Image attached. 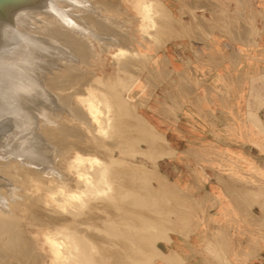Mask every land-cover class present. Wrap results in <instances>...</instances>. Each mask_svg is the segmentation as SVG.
Listing matches in <instances>:
<instances>
[{"label":"rangeland","instance_id":"1","mask_svg":"<svg viewBox=\"0 0 264 264\" xmlns=\"http://www.w3.org/2000/svg\"><path fill=\"white\" fill-rule=\"evenodd\" d=\"M94 1L99 17L91 27L99 31L100 38L92 32L83 34L88 41L77 43L78 52L72 56L79 60L89 56L88 60L77 62L79 71L67 65L72 61L69 58L58 61L62 67L57 64L56 69L46 68L58 79L64 72L60 79L70 83L66 88L63 81L61 89L56 88L61 95L51 101L63 102L61 107L56 104L58 109L51 101L38 102L39 106L50 104L49 108L41 107V114L48 120L39 115L41 110L37 113L39 106L37 111L32 110L33 117L36 113L40 116L34 118L32 131L41 136L43 132L49 139L47 152L37 154L42 158L49 153L45 163L39 162L40 175L27 169L26 159L22 160L24 164L21 159V163L17 159L5 163L16 172L12 198L9 201V194L4 201L8 203L4 210L11 209L8 216L13 217L15 228L11 221L10 225L4 223L5 229L0 226V264H264V249L260 247L264 237L258 236V230L264 227V45L255 48V60L251 54L246 57L239 71L235 65L231 68V63L224 69L216 61L226 50L251 53L252 47H234L226 41H259L260 37L264 41V0H140L152 2L150 19L157 20L146 19L145 27L134 5L137 0ZM33 27L37 28L32 23ZM34 29H30L32 34L39 30ZM59 32L64 30L59 29L53 37ZM37 35L34 37L40 41L48 40H41L43 34ZM83 35H79L81 39ZM60 36L56 37L67 41V35ZM102 39L108 42L104 44ZM75 40L79 39L70 41ZM114 40H121L127 47L126 56L118 54ZM190 41H205V45L193 43L201 54L190 52ZM179 44L188 47L185 72L195 76L196 89L205 94L213 87L227 91L232 105L241 101L252 107L254 102L262 108L261 119L248 113L243 119L245 125L234 120L227 126H211L206 122L210 117L207 106L194 97L185 94L182 101L174 102L171 54ZM45 52L51 53L45 50L32 63L46 61ZM22 72L27 77L32 73L28 69ZM91 75L96 83L95 116L81 100L90 91L78 87ZM42 96L38 100L44 99ZM24 98L22 102L29 105L30 99ZM68 105H81L92 126L73 119ZM230 116L235 119L236 114ZM4 121L1 123L8 126ZM13 121L17 124L13 119L11 125ZM20 129L24 130L5 133L13 132V137L0 133V142L5 143H0V154L16 151L13 145L17 137L30 130L25 125ZM77 154L88 158L78 169L70 164ZM84 167L91 182L86 183L79 175ZM101 169L108 172L104 174L110 183L97 179ZM60 173L73 178L75 187H62L60 183L65 184L67 179H60ZM90 202H95L96 210ZM68 216V224L75 218L77 224L66 227L67 220L63 221L66 217L69 220ZM59 217L65 218L60 222ZM58 222L64 224L63 228ZM6 229H11L9 234ZM13 232L19 239L18 247L21 245L17 255L13 253L14 240L9 243Z\"/></svg>","mask_w":264,"mask_h":264},{"label":"bare ground","instance_id":"2","mask_svg":"<svg viewBox=\"0 0 264 264\" xmlns=\"http://www.w3.org/2000/svg\"><path fill=\"white\" fill-rule=\"evenodd\" d=\"M151 2V1H150ZM119 3V2H118ZM137 10L139 11V13L141 14V17L143 19L142 20V26L145 27V20L149 18V20H152L150 19V10H151V3H149L148 1L146 2H141L140 0L138 1H135L134 2ZM97 2L94 1V0H0V120H1V117H2V114H3V117H2V120L0 121V133H9L10 131H21L20 128H23V126L25 125L27 128H29L30 130H27L28 132H23L22 135H20L19 137H17V141L15 142V144L13 145V147H16V151L13 149L11 150L13 147L10 146L12 145V142L10 144V142L8 144L9 145V148L12 147L10 150L11 152L13 151V153L11 154L10 151L6 150V152H4L3 154H0V185L3 189H0V226L3 225V228H4V223H10L9 221H11L13 219V217L11 218L10 216H8V214H10V210L9 209V213L8 211H5L4 210V206L6 205L7 202H4L5 199H6V196H8L10 194V197L9 198H12L11 197V194L13 193L14 191V185H15V174L16 172L14 173V169L12 170L11 167L12 165H9L11 167H8V165L6 166V164H8L9 162L11 163L12 161H18V159H21L22 160H25L28 164L27 166V169L34 172L36 175L39 174V170L41 169L40 167V164L42 163L41 161H43L45 163V161H47V158H49V153H47L46 155H43L42 158H38L37 157V154L38 153H44V152H47L48 150V143H49V139L48 137H45L44 136V133L43 132H40L42 133V136L41 134L39 133H34L31 129L32 126H34L35 124V120L34 118L36 117L39 118L41 115L42 117L44 118V115L46 114H41L44 113V108L47 106H39V101H42L43 100L47 101V102H44L43 104H47L48 101H51V100H57V98L55 97H58V95L60 93L57 92V87H59L60 85H62L65 81L62 80L63 79V74L60 75V78L62 79H58L57 77H54V75L50 76L48 73L51 70H49L48 72L46 70H48V68L52 69L53 67L55 68L58 67V61H61L63 59H71L72 61H70L71 63L67 64L68 66H70L71 69H75L79 71V64H77L78 61H83L84 59H82L83 57H79L81 58L80 60L75 57L73 58L72 56H75L76 52H78V49L76 47V44L80 42V44H83L81 43L82 40L84 41V39L86 40L85 36L83 34L85 33H88L92 32V36L96 37L97 39L100 38V36L98 35L99 34V31L97 33V30L94 29L93 27L91 26H94V20H96V17L98 16V13L96 14V10L94 9L95 6H96ZM98 5V4H97ZM154 5V4H153ZM109 6V5H108ZM97 8V7H96ZM100 8V7H99ZM104 8V7H103ZM124 10V9H123ZM122 10V11H123ZM155 10V9H154ZM85 11V13H84ZM121 11V10H120ZM154 12V11H153ZM84 15H83V14ZM87 13V15H85ZM43 14L44 17H42L41 15ZM154 14V13H153ZM84 16H87V19H84ZM41 19H40V18ZM99 17V16H98ZM154 17V16H152ZM104 19V18H103ZM101 19V20H103ZM155 20V19H154ZM153 20V21H154ZM122 21V20H121ZM155 22H157V20H155ZM155 22H153L155 24ZM32 23L36 25V27L39 29H34L35 27L33 28H30L32 26ZM151 23V22H150ZM38 24V25H37ZM51 26V24L54 26V28L51 29V27H49V25ZM125 26V25H124ZM162 26V25H161ZM55 27L58 29V30H53L55 29ZM34 29V31L38 30L39 32H41L43 29V32L41 33H37L35 32L36 34H43V37H41V40L42 38H48V40H43V41H40V38L38 36L40 35H37V37L39 38H36L34 37L35 36V33L30 31V29ZM41 28H43L41 30ZM51 30H50V29ZM92 28L94 29V31H92ZM108 28V27H107ZM49 31H48V30ZM62 31V29L64 30V32H59L60 34L58 35H62V36H68L70 35L71 36V39L69 38L70 36H66V38L64 39H67V41H62L61 38L59 37H56L58 35H55L53 37L54 34H57L55 32L57 31ZM41 30V31H40ZM53 30V31H52ZM96 30V31H95ZM100 30V29H98ZM144 30V29H143ZM166 29L164 28V31ZM50 31L52 34H50ZM49 32V33H48ZM72 32V33H71ZM77 33L76 35L78 36L77 38L75 37L76 35H74V33ZM171 32V31H170ZM169 32V33H170ZM54 33V34H53ZM106 33V32H105ZM112 33V32H111ZM54 40H58V41H53V38ZM79 35H83L84 38L81 39V37ZM108 35V34H107ZM106 35V36H107ZM113 34H110L108 36H111ZM119 35V34H118ZM42 36V35H41ZM60 36V37H62ZM74 36L75 38L74 39H79L78 41L75 40L74 41H70V40H74L72 39ZM80 37V38H79ZM115 37V36H113ZM112 36L110 38H113ZM59 38V39H58ZM103 39L107 38L108 37H105L103 36L102 37ZM49 39L51 41H49ZM70 39V40H69ZM81 39V41H80ZM102 39V40H103ZM121 39V38H120ZM124 39V38H123ZM118 40V39H117ZM128 40V39H127ZM49 42L51 45H48L46 44V42ZM88 41V39L86 40ZM115 41V40H114ZM31 44H30V43ZM90 42V41H89ZM88 42V43H89ZM102 42V41H101ZM104 42V40H103ZM102 42V43H103ZM106 42H108V40H105L104 44H106ZM112 43V42H111ZM121 40L120 42H114V45L119 49L118 51V54H123L124 56H126L124 53H126V49L127 47L125 45H123V43L121 44ZM110 44V43H109ZM90 45V44H89ZM88 45V46H89ZM80 46V45H79ZM85 46V45H84ZM113 46V45H112ZM81 47V46H80ZM91 47V46H90ZM43 51H41V49ZM48 50L51 51V53H47L44 57L47 59H45L46 61H41V63H36V59H37V51H41L40 54L38 55V57L45 51V50ZM71 49V51H70ZM74 51H73V50ZM87 49H89L87 47ZM92 50V49H91ZM130 50V49H129ZM82 51H84L82 49ZM101 51V50H100ZM128 51V50H127ZM84 52H88L87 50L84 51ZM130 53V52H129ZM36 54V55H35ZM86 54V53H85ZM90 54V53H89ZM88 54V55H89ZM43 55V54H42ZM80 54H78L79 56ZM93 55V54H92ZM77 56V55H76ZM81 56H84V55H81ZM87 56V54H86ZM42 57V56H41ZM40 57V58H41ZM85 57V56H84ZM128 57V56H127ZM89 58V56H88ZM87 58V60H88ZM120 58V57H119ZM43 60V59H41ZM86 60V59H85ZM84 60V61H85ZM86 60V61H87ZM32 61H36L35 63L38 64L36 66V64L34 65L32 63ZM83 61V62H84ZM85 61V62H86ZM25 62H29V64H26ZM57 62V63H56ZM62 62V61H61ZM69 62V61H68ZM126 62V61H125ZM124 62V63H125ZM60 63V62H59ZM115 63V62H114ZM117 63V62H116ZM121 63V62H120ZM58 64V65H57ZM71 64V65H70ZM122 64V63H121ZM121 64H119V66H121ZM124 64H122L123 66ZM33 66V67H32ZM62 67V65H60ZM65 66V65H64ZM72 66V67H71ZM132 67V66H131ZM47 68V69H46ZM53 68V69H54ZM66 68V67H65ZM22 69V71H24L25 69H28L30 70L32 73H31V76L27 77L25 75V72L23 73L22 71H20ZM46 69V70H45ZM56 69V68H55ZM82 69V68H80ZM65 70V69H63ZM57 72V71H56ZM61 72V71H60ZM70 72V71H69ZM84 71H81V73H83ZM58 73V72H57ZM68 73V72H67ZM66 73V74H67ZM74 73V72H73ZM27 74V73H26ZM65 74V75H66ZM92 74V73H91ZM57 75V74H56ZM59 75V73H58ZM57 75V76H58ZM69 75V74H68ZM80 75V74H79ZM74 76V75H72ZM59 77V76H58ZM66 78V76H64ZM68 77V76H67ZM76 78V76L74 77ZM79 78V77H78ZM73 79V77L71 78ZM62 80V81H61ZM64 81V82H63ZM76 81V80H75ZM68 82V81H67ZM66 83V82H65ZM63 84V85H66L67 84L69 85L70 83V80L68 83L66 84ZM75 83V82H74ZM76 84V83H75ZM79 84V83H78ZM62 87V86H61ZM76 87V86H75ZM74 87V88H75ZM79 88H85L87 90L90 91V95L87 97V98H81L82 100V103H84L90 113L92 115H96V103L94 102V98H95V90H96V83H95V80L94 78L91 76H89L88 79H85L81 82V84H79L78 86ZM60 88V87H59ZM68 88V86L66 87ZM65 88V89H66ZM70 88V87H69ZM77 88V89H79ZM61 89V88H60ZM76 89V90H77ZM74 90V89H73ZM79 91V90H77ZM76 91V92H77ZM82 90L80 89V92ZM79 92V93H80ZM65 93V92H64ZM85 92L83 91V94ZM41 94L44 95L42 96L44 99H39L38 100V96L41 97ZM72 94V93H71ZM26 95H29L26 97ZM61 95V94H60ZM70 95V94H69ZM68 95V96H69ZM104 95V94H103ZM23 96H25V98L27 99H30V103L29 105H26V103L24 104L22 101L24 100H21V98L23 99ZM30 97V98H29ZM63 97V96H62ZM24 98V99H25ZM28 100H26L27 102ZM52 102V101H51ZM58 102V101H56ZM41 103V102H40ZM50 103V102H49ZM63 102H60V103H56L57 105L61 104ZM53 105H56L54 104L53 102L51 103ZM79 104V103H78ZM50 104H48L49 106ZM57 105L55 106L57 109L59 107H61L59 105V107H57ZM39 106V108H38ZM47 106V107H48ZM41 107H44V108H41ZM46 107V108H47ZM51 107V106H50ZM64 108V106H62ZM71 107H74V106H71ZM67 107V110L74 116V118L78 119L79 121L83 122V123H86L87 125H91L90 121V117L86 114L87 112L84 111L83 107L80 105H78V107L76 108H71ZM7 108V110H6ZM37 108H38V111H37ZM41 108V109H40ZM49 108V107H48ZM52 108V107H51ZM50 108V109H51ZM54 108V107H53ZM49 109V110H50ZM55 109V108H54ZM53 109V110H54ZM55 109V110H57ZM87 109V110H88ZM6 110V111H4ZM32 110H36L37 113L39 114V110L40 111V116L37 117L36 116V111H33L35 112V117H33L32 115ZM43 110V111H42ZM52 111V110H51ZM60 111V109H59ZM4 113L7 114V117L4 118ZM47 113V112H45ZM124 113V112H123ZM49 114V113H48ZM51 115V114H50ZM104 115V114H103ZM28 117V118H27ZM49 117V115H48ZM4 118V119H3ZM47 118V116H46ZM46 118H44L46 120ZM7 120V123H8V126L1 123L2 121L4 120ZM15 120L17 119V124L16 122H14L15 124L11 125V122L12 120ZM11 120V121H10ZM48 120V118H47ZM50 120V118H49ZM18 121H20L18 123ZM23 121H25L23 123ZM5 122V121H4ZM55 123V122H54ZM49 125V124H48ZM92 126V125H91ZM46 127V126H45ZM48 127V126H47ZM95 128V127H94ZM45 129V128H43ZM49 129V127H48ZM24 130V129H23ZM22 130V131H23ZM21 131V132H22ZM37 131V130H36ZM41 131V130H40ZM51 130L49 129L48 132H50ZM20 133V132H19ZM2 134V135H4ZM13 134V132H12ZM12 134H8L10 136H12ZM7 134H5V136H8ZM16 135H19V134H16ZM15 135V136H16ZM14 136V135H13ZM12 136V137H13ZM44 136V137H43ZM1 137V136H0ZM4 138V137H3ZM8 138V137H7ZM7 138H6V141H7ZM41 140H39V139ZM13 140V138H12ZM40 142H39V141ZM2 142V140H0ZM41 141L44 143H41ZM0 142V143H1ZM38 142V143H37ZM3 143H1L2 145ZM5 145V143L3 144ZM7 145V144H6ZM90 146V145H89ZM93 147V146H92ZM91 147V148H92ZM95 148V147H93ZM1 149V147H0ZM6 149V147H5ZM16 153H15V152ZM83 154V153H82ZM85 154H88L87 152ZM15 159V160H14ZM88 160L87 156H84V155H81V154H77L76 156H74L71 161H70V164L73 168H79L81 167L82 165H84V163ZM25 162V163H26ZM41 162V163H39ZM6 163V164H5ZM9 163V164H10ZM18 163H21L18 161ZM13 164V163H12ZM17 164V163H16ZM22 164L23 161H22ZM21 164V165H22ZM15 165V164H14ZM39 165V166H38ZM16 166V165H15ZM14 166V167H15ZM19 166V165H17ZM94 166V165H93ZM20 167V166H19ZM40 168V169H39ZM95 169V167H93ZM42 171V170H41ZM96 172V170H94ZM105 169H101L100 171V174L99 176L97 177V179L102 182V181H106V183L109 182V179H105L107 176H105V174L107 175L108 172L105 173ZM18 172V171H17ZM91 172V171H90ZM33 173V174H34ZM89 173V172H88ZM105 173V174H104ZM19 174V173H18ZM87 174V171L85 170V167L82 168V170H80L79 172V175L84 177L85 178V182L87 183L89 180H88V176H86ZM104 174V175H102ZM40 175V174H39ZM95 175V174H93ZM19 176V175H18ZM35 176V175H34ZM38 176V175H37ZM59 177L60 179H67V182H65V184H61L60 185L62 187H68L70 186L71 188L75 187L74 185L72 186V179L73 178H70L68 176H63L61 173L59 174ZM20 178V177H19ZM22 178V177H21ZM26 179V177H24ZM109 178V177H107ZM117 178V176L115 177ZM24 179V180H25ZM53 179V178H52ZM59 179V178H58ZM118 179V178H117ZM122 179V178H121ZM22 180V179H21ZM55 180V179H54ZM57 180V179H56ZM93 180V179H92ZM95 180V179H94ZM93 180V181H94ZM119 180V179H118ZM33 181V180H32ZM64 181V180H63ZM111 181V180H110ZM58 182V181H56ZM60 182V181H59ZM58 182V183H59ZM91 182V181H89ZM99 183V182H97ZM110 183V182H109ZM118 183V182H117ZM82 184V182H81ZM100 184V183H99ZM120 184V183H119ZM80 185V184H79ZM97 185V184H96ZM105 186V185H104ZM114 186V185H113ZM112 186V188H113ZM0 187V188H1ZM80 187V186H79ZM97 187V186H96ZM99 187V186H98ZM116 187V186H114ZM119 187V185H118ZM102 188V187H101ZM105 188V187H104ZM123 188V187H122ZM75 189V188H74ZM106 189V188H105ZM116 189V188H115ZM113 188V190H115ZM124 189V188H123ZM16 190H18L16 188ZM104 190V189H103ZM110 190V189H109ZM117 190V189H116ZM122 190V189H120ZM75 191V190H74ZM127 191V190H126ZM124 191V192H126ZM101 192V191H100ZM103 192V191H102ZM115 192V191H114ZM123 192V191H122ZM121 192V193H122ZM105 193V192H104ZM104 193H101L100 195L104 194ZM120 193V192H119ZM14 194H16L14 192ZM90 194V193H89ZM88 194V195H89ZM96 195V193H93L92 194V198ZM126 195V194H125ZM88 197H91V196H88ZM96 197V196H95ZM94 197V198H95ZM99 197V195H98ZM102 197V196H101ZM117 197V196H116ZM121 197V196H120ZM126 197V196H125ZM15 198V197H14ZM41 198V197H40ZM99 199V198H98ZM119 199V198H118ZM129 199V198H128ZM15 200V199H14ZM19 200V199H18ZM93 199H91L90 201H92ZM125 200V199H123ZM130 200V199H129ZM10 201V199H9ZM87 201H89V199H87ZM94 201V200H93ZM120 202V201H119ZM126 202V201H125ZM84 203V202H83ZM91 203V202H90ZM98 203H100L98 201ZM124 203V202H123ZM8 204V203H7ZM20 204V203H19ZM95 204V202H92L91 203V208H94L93 205ZM121 204V203H120ZM10 205V204H9ZM78 205V204H77ZM100 206V205H99ZM128 206V205H127ZM8 207V206H6ZM77 207V206H76ZM101 207V206H100ZM129 207V206H128ZM78 208V207H77ZM89 207V209H91ZM50 209V208H49ZM57 209V208H56ZM96 210V208H94ZM92 209V210H94ZM69 210V209H68ZM94 210V211H95ZM103 210V209H102ZM120 210V209H119ZM124 210V209H123ZM126 210V209H125ZM58 211V210H57ZM71 211V210H70ZM105 211V210H104ZM129 211V210H128ZM59 212V211H58ZM125 212V211H124ZM142 213V212H141ZM140 213V214H141ZM43 213H41L40 215H42ZM127 214V213H126ZM139 214V213H138ZM58 215V214H57ZM57 215L55 216V218H58ZM60 215V214H59ZM58 215V216H59ZM62 215V214H61ZM75 215V214H74ZM11 216H13V214H11ZM47 216V215H46ZM52 216V215H51ZM65 216V215H64ZM140 216V215H139ZM69 217V220L67 219V217H59V220L60 222L61 219H64L63 223L65 222V220H67V224L66 227H68L67 225H70L68 224V221H70V216ZM96 217V216H95ZM55 218H53V220L55 221ZM73 219V217H72ZM71 219V220H72ZM81 219V218H80ZM74 220V219H73ZM72 220V224H74L73 222H75L77 224V219L75 218V220L73 221ZM51 221V220H50ZM53 221V222H54ZM57 221V220H56ZM55 221V222H56ZM14 222V221H13ZM58 222V224L60 226H62L63 228V225L62 223ZM11 224L12 221H11ZM54 224V223H53ZM52 224V225H53ZM57 224V223H55ZM71 224V225H72ZM74 224V225H76ZM10 225V224H9ZM45 225V224H44ZM51 225V226H52ZM70 225V226H71ZM73 225V226H74ZM6 226V225H5ZM12 226V225H11ZM10 226V227H11ZM7 227H9L7 225ZM13 227H14V224H13ZM1 228V227H0ZM12 228V227H11ZM15 228V227H14ZM12 228V230L14 229ZM5 229V228H4ZM9 229V228H8ZM68 229V228H67ZM66 229V230H67ZM2 230V228H1ZM7 230V229H6ZM65 230V229H64ZM63 230V231H64ZM11 231V229L9 230ZM9 231L7 230L6 232H8L9 234ZM62 232V231H61ZM12 233V232H10ZM69 233V232H68ZM14 234V232H13ZM70 238V237H69ZM1 239V238H0ZM9 243L10 245L11 244V239L14 240V243L16 244H13V249L15 251H13V253L15 252V254L18 252L19 250V246L18 247V244H19V239L18 237L16 236V234H14L13 236H10L9 235ZM48 239V238H47ZM21 243V242H20ZM70 244H71V241H70ZM89 244V243H88ZM9 245V246H10ZM12 247V246H10ZM77 247V246H76ZM72 248V247H71ZM68 251H69V247H67ZM7 250V249H6ZM17 250V252H16ZM12 253V252H11ZM18 254V253H17ZM16 254V255H17ZM65 254V253H64ZM7 255V254H6ZM15 255V256H16ZM15 258V257H14ZM121 261V260H120ZM16 263V262H15ZM71 264V263H70ZM82 264V263H81Z\"/></svg>","mask_w":264,"mask_h":264},{"label":"crops","instance_id":"3","mask_svg":"<svg viewBox=\"0 0 264 264\" xmlns=\"http://www.w3.org/2000/svg\"><path fill=\"white\" fill-rule=\"evenodd\" d=\"M204 42L205 41H190V52L194 51L195 53H199L198 49L193 47V43L205 45ZM226 43H229L234 47H252L251 53L249 52L246 54L243 50L240 51L239 49L226 50L227 52L224 53L222 58H220L221 56L219 55V59H216L217 62L222 63L220 66L224 69L228 68V65L231 63V68L235 65L237 71L244 67V63L247 60L246 57L248 58V55L251 54L253 57L252 60H255V56L257 55L255 53V48L264 45L262 37L259 38V41H226ZM187 48L188 47H185V45L179 44L172 49L171 64L174 68L172 74L174 79L170 87L172 88L171 92L173 94L174 102H177V100L182 101V99L185 97V94L194 97L196 101H200L202 104L207 106L206 110L210 113V117L207 118L206 122L211 126H227L230 123L235 122L234 120H236V123L238 124L245 125L247 122L243 119L248 113H252L254 118H258L259 120L261 119L262 108L260 105L255 104L254 102L252 107L242 103L241 101H238L236 104L232 105L230 104V98L227 91L219 92L215 87H213L209 89L208 93L205 94L202 90L196 89V86L194 85L195 82H197L195 76L185 72V67L189 62L186 59V53L188 51ZM199 54H201V52ZM211 77H213V74L208 77V82H206V85L209 83ZM212 83L213 81H211V85ZM235 94L232 93V95ZM183 109H185V107H183ZM230 113L236 114L235 119L234 117L230 116ZM160 124L161 123L157 122L156 125L161 126ZM258 231V236L260 238L264 237V227H261ZM172 242H174L173 239ZM260 247L261 249H264V243L262 244L261 242Z\"/></svg>","mask_w":264,"mask_h":264}]
</instances>
